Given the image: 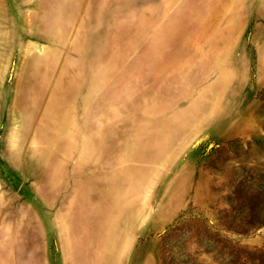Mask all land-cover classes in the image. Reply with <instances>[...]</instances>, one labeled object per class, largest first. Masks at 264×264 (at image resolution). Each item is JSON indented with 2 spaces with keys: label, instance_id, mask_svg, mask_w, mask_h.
<instances>
[{
  "label": "rangeland",
  "instance_id": "1",
  "mask_svg": "<svg viewBox=\"0 0 264 264\" xmlns=\"http://www.w3.org/2000/svg\"><path fill=\"white\" fill-rule=\"evenodd\" d=\"M0 264H264V0H0Z\"/></svg>",
  "mask_w": 264,
  "mask_h": 264
}]
</instances>
